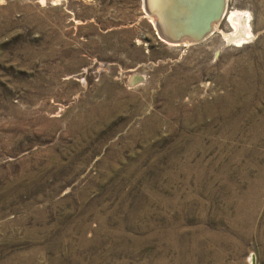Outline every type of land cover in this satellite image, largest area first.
I'll use <instances>...</instances> for the list:
<instances>
[{
  "label": "rangeland",
  "instance_id": "374dc122",
  "mask_svg": "<svg viewBox=\"0 0 264 264\" xmlns=\"http://www.w3.org/2000/svg\"><path fill=\"white\" fill-rule=\"evenodd\" d=\"M234 9L246 42L184 46L142 0H0V264H264V0Z\"/></svg>",
  "mask_w": 264,
  "mask_h": 264
},
{
  "label": "water",
  "instance_id": "95a60500",
  "mask_svg": "<svg viewBox=\"0 0 264 264\" xmlns=\"http://www.w3.org/2000/svg\"><path fill=\"white\" fill-rule=\"evenodd\" d=\"M142 2L145 13L154 19L157 37L165 43L185 45L200 42L213 32V22L224 16L226 0H157L156 5L150 0Z\"/></svg>",
  "mask_w": 264,
  "mask_h": 264
},
{
  "label": "bare ground",
  "instance_id": "6f19581e",
  "mask_svg": "<svg viewBox=\"0 0 264 264\" xmlns=\"http://www.w3.org/2000/svg\"><path fill=\"white\" fill-rule=\"evenodd\" d=\"M150 1H151V5H156L155 3H157V0H150ZM225 6H226V2H225ZM224 10H225V7H224ZM248 16H249V12H248ZM171 17H173V16L171 15ZM223 17L227 18V21L229 22V24L233 28V31L231 30L232 31L231 33L224 34V37H225L226 41L229 42V43H230V41H233L235 44H239L240 45V43H242V41H245L247 36L250 34L249 27L251 28V26L249 25V20L247 18H244V15H243L242 11H238V10H235V9L231 10V11H225V14H224ZM152 20H153V18H152ZM218 22L219 21L213 22L212 30H214L215 28L217 29L216 26L218 25ZM249 37H250V35H249ZM171 45H176V44H171ZM185 45H188V44L185 43ZM192 148L193 147H190L189 150L192 149Z\"/></svg>",
  "mask_w": 264,
  "mask_h": 264
}]
</instances>
